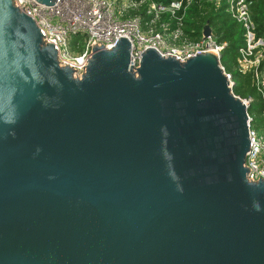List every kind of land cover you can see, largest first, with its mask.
<instances>
[{
    "label": "water",
    "instance_id": "obj_1",
    "mask_svg": "<svg viewBox=\"0 0 264 264\" xmlns=\"http://www.w3.org/2000/svg\"><path fill=\"white\" fill-rule=\"evenodd\" d=\"M131 55L93 46L73 77L0 0V264H264L248 106L219 56Z\"/></svg>",
    "mask_w": 264,
    "mask_h": 264
},
{
    "label": "built area",
    "instance_id": "obj_2",
    "mask_svg": "<svg viewBox=\"0 0 264 264\" xmlns=\"http://www.w3.org/2000/svg\"><path fill=\"white\" fill-rule=\"evenodd\" d=\"M14 5L35 19L43 40L55 45L60 66L70 67L73 77H81L82 63L88 57V49L103 46L110 49L119 37H126L132 45L131 62L138 67L140 55L146 48H155L162 55L173 56L183 62L196 53L211 51L220 58L225 43H217L212 37L201 35L195 41L181 40L183 35L182 13L194 0H174L163 4L154 0H57L52 6L36 3L35 0H12ZM218 4L221 0H211ZM227 11L244 29L245 45L240 48L239 67L251 69L257 81L264 82V72L257 70L263 58L264 40L257 36L255 24L250 15L248 0H227ZM144 8L147 20L138 11ZM133 11L134 14L129 15ZM180 13V14H179ZM126 14L128 17L124 18ZM162 14H170L177 26L166 32V24L159 23ZM157 25L160 27L158 28ZM74 35L84 37L83 45L76 43L80 51L74 54L68 40ZM81 46V47H79ZM232 84L231 76L226 73ZM248 106L251 98L242 99ZM249 120L251 118L249 116ZM249 149L244 166L249 169L246 175L249 181L257 176L264 180V134L254 128L248 129Z\"/></svg>",
    "mask_w": 264,
    "mask_h": 264
},
{
    "label": "trees",
    "instance_id": "obj_3",
    "mask_svg": "<svg viewBox=\"0 0 264 264\" xmlns=\"http://www.w3.org/2000/svg\"><path fill=\"white\" fill-rule=\"evenodd\" d=\"M154 1L169 4L174 0ZM248 1L250 2L249 11L255 24L256 34L264 40V0ZM227 8V0H221L218 4L211 0H194L192 4L185 7L182 13L181 29L183 35L178 41L200 39L202 30L207 24L211 29L215 42L225 43L220 52V64L225 72L231 76L233 93L242 99H252L247 107V112L251 118L250 127L258 132L259 128L264 129V85L261 81L255 79L251 69L242 70L239 67V50L245 45L244 29L230 15ZM144 11V8H141L138 13L145 16ZM132 14L134 12L130 11L129 15ZM147 17L143 18V23L147 20ZM159 23L166 24V32H171L177 26L176 20L170 14H162ZM157 27L160 26L157 25ZM262 53L263 58L257 67L260 72H264V49Z\"/></svg>",
    "mask_w": 264,
    "mask_h": 264
},
{
    "label": "rangeland",
    "instance_id": "obj_4",
    "mask_svg": "<svg viewBox=\"0 0 264 264\" xmlns=\"http://www.w3.org/2000/svg\"><path fill=\"white\" fill-rule=\"evenodd\" d=\"M123 17L126 18L128 16L126 14H124ZM77 42L80 45H83L84 37L81 35H74V36L70 37L68 40V45H69L71 50H72V48L74 49V52H73L74 54H77L80 51V49L76 48V46H75ZM256 120H257V118H256ZM258 132L260 134H264V129L262 130L261 128H259Z\"/></svg>",
    "mask_w": 264,
    "mask_h": 264
},
{
    "label": "clouds",
    "instance_id": "obj_5",
    "mask_svg": "<svg viewBox=\"0 0 264 264\" xmlns=\"http://www.w3.org/2000/svg\"><path fill=\"white\" fill-rule=\"evenodd\" d=\"M236 96V95H235Z\"/></svg>",
    "mask_w": 264,
    "mask_h": 264
}]
</instances>
